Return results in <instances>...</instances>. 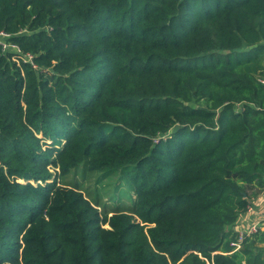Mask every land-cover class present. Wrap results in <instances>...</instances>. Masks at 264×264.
I'll list each match as a JSON object with an SVG mask.
<instances>
[{
  "label": "trees",
  "instance_id": "trees-1",
  "mask_svg": "<svg viewBox=\"0 0 264 264\" xmlns=\"http://www.w3.org/2000/svg\"><path fill=\"white\" fill-rule=\"evenodd\" d=\"M0 31L37 65L0 45V264H264V229L232 244L264 0H0Z\"/></svg>",
  "mask_w": 264,
  "mask_h": 264
},
{
  "label": "crops",
  "instance_id": "crops-1",
  "mask_svg": "<svg viewBox=\"0 0 264 264\" xmlns=\"http://www.w3.org/2000/svg\"><path fill=\"white\" fill-rule=\"evenodd\" d=\"M251 208L242 214L232 227L236 233L246 232L252 224L257 222L261 224V229H264V189L252 197Z\"/></svg>",
  "mask_w": 264,
  "mask_h": 264
},
{
  "label": "built area",
  "instance_id": "built-area-1",
  "mask_svg": "<svg viewBox=\"0 0 264 264\" xmlns=\"http://www.w3.org/2000/svg\"><path fill=\"white\" fill-rule=\"evenodd\" d=\"M9 36L10 35L8 33L4 31H0V45H2L3 50L12 49L16 51L18 54L22 55L25 60L30 61L33 64V66L36 68L37 65L34 63V56L30 53H26V54L23 53L19 45L14 44L7 40ZM260 81L264 83V77H260ZM251 209L252 208L250 206L248 210H251ZM261 227H262L261 224H259L258 222L252 224L246 232L239 233L238 240L233 242L232 244L235 246L236 249L240 248L241 242L243 241V239H245L246 236L248 235L258 232L261 229Z\"/></svg>",
  "mask_w": 264,
  "mask_h": 264
},
{
  "label": "rangeland",
  "instance_id": "rangeland-1",
  "mask_svg": "<svg viewBox=\"0 0 264 264\" xmlns=\"http://www.w3.org/2000/svg\"><path fill=\"white\" fill-rule=\"evenodd\" d=\"M94 183H95V181H94ZM88 184H89V183H87L86 186H88ZM93 186H94V184H93ZM93 186H92V187H93ZM95 186H96V185H95ZM95 186H94V187H95ZM124 187H125V189H127V185L124 186ZM98 188L100 189V191H101L104 195H106L104 192H105V191H108V189H109V185H108V189L105 190V191H104V189L102 188V184H99V185H98ZM101 189H102V190H101ZM112 189H113V188H112ZM132 193H133V191H132ZM132 193L130 192V195H132ZM127 196H128V195H127ZM127 196H126V198H127ZM129 199H131V198L128 197V201H127L126 205L130 207V206H131V201H129ZM105 201H109V202H111L112 204H115V202H116L115 198H112V196H111L110 194L106 195V197H105Z\"/></svg>",
  "mask_w": 264,
  "mask_h": 264
}]
</instances>
